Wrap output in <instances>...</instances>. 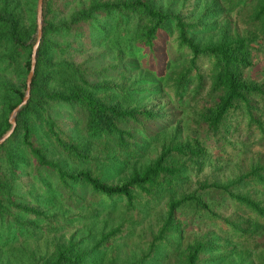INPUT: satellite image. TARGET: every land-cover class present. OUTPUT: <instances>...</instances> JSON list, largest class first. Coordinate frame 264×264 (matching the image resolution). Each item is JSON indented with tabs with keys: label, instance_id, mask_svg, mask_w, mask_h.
Segmentation results:
<instances>
[{
	"label": "rangeland",
	"instance_id": "obj_1",
	"mask_svg": "<svg viewBox=\"0 0 264 264\" xmlns=\"http://www.w3.org/2000/svg\"><path fill=\"white\" fill-rule=\"evenodd\" d=\"M52 1L51 11L46 15L50 27L45 35L44 52L45 49L47 51L44 57L42 55L43 61L55 65L68 62L80 65L87 69V79L92 85L111 88L107 91L111 103L150 110L154 118L147 127V133L154 138L145 141L140 133L134 134L130 149L132 155L122 165L113 166L105 159L106 154L98 152L100 147L98 150L92 148L86 159L68 156L51 143L38 123L35 127L37 138L46 151V157L69 171L88 169L105 183L113 185L140 171L157 158L168 143L198 140L203 154L193 159L170 154L168 161L182 167L180 175L170 186L161 185L151 195L137 192L133 205L127 207L124 199L95 194L81 184L71 185L65 197H54L57 174L38 167L15 140L10 147L18 151L20 158L13 176L14 201L39 210L43 215L36 217L12 210L14 217L1 231L10 239L11 246L7 248L8 257H2L0 251V264H41L57 244L68 241L91 252V264H183L188 248L198 241L207 245L199 255V264H264V217L257 216L228 195L210 187L213 183L227 185L231 192L247 194L264 204V186L245 178L250 166L264 164V98L257 95L250 98L252 116L256 121H249L245 108L240 106L228 113L217 134H211L200 119L203 108L214 100L207 96L206 60L200 66L201 78L194 75L180 96L171 89V76L158 82L153 78L152 70L148 74L145 65L144 69L137 59L128 55L131 51H123L135 30V19H128L119 27L104 16L88 23L69 25L71 14L91 0ZM220 3L221 0L204 7ZM19 8L25 18L23 1L19 2ZM183 10L186 22L195 25L197 39L217 36L223 30L232 33L251 30L248 9L241 12L225 9L228 12H223L220 6H215L214 17L203 23L198 20L202 8L195 7L193 0L187 1ZM207 23L211 27L205 30L202 24ZM164 34L161 32L156 38L155 50L159 57L152 66L163 69V72L165 50L167 46L175 47V34L171 37ZM253 48L254 66L248 74L258 83H263L264 39H258ZM182 54L181 59L190 56L186 49ZM26 57L27 53L22 52L17 62L10 66L0 63V83L5 80L7 86H19L24 82ZM122 70L130 77L128 85L133 82L126 93L121 88L125 84L119 73ZM2 91L1 86V125ZM98 92L104 95L100 90ZM49 110L67 140L83 137V117L74 105L55 102L50 104ZM123 153L129 154L128 151ZM0 165L4 166L5 162ZM191 194L204 202L209 211L193 201L183 204L175 211L171 229L158 240L169 202ZM16 220L24 230L15 228ZM9 225L11 229H8ZM110 232L114 233L93 249L100 237Z\"/></svg>",
	"mask_w": 264,
	"mask_h": 264
},
{
	"label": "trees",
	"instance_id": "obj_2",
	"mask_svg": "<svg viewBox=\"0 0 264 264\" xmlns=\"http://www.w3.org/2000/svg\"><path fill=\"white\" fill-rule=\"evenodd\" d=\"M22 1L26 12L25 18L19 8V2ZM187 1L189 0H91L85 7L71 14L68 22L69 25L88 23L98 16H104L103 18H109L115 27H119L127 23L128 19H135V30L130 35L129 42L127 41L124 45L123 51L126 50L127 53L131 51L128 55L137 59L142 68L145 65L146 69H144L148 74L152 70L153 78L158 82L166 76H171V89L175 94L183 95L194 75L198 79L201 78L200 66L206 60L207 96L214 100L203 108L200 119L208 132L217 134L228 113L240 106L245 108L249 121H256V118L252 116L250 98L254 95L261 99L264 98V82L255 81L248 71L254 66L253 46L258 39H264V0H221L220 5L212 7L204 6L208 3H218L220 0H193L195 7L202 8L198 18L202 23L214 17L213 7L215 6H220L223 12H228L225 9H235L239 12L248 9V24L251 30L245 31L249 32L232 33L223 30L217 36L204 40L195 37L197 33L195 25L192 22H186L182 16ZM52 4L51 0L49 13ZM35 5L36 0H0V63H5V67H8L11 63L17 62L20 53L26 52L27 57L24 62L26 74L30 65V45L26 44V41L35 28ZM46 22L44 43L40 48V59L32 81V96L26 107L19 113V124L14 134L0 148V161L5 162L4 166L0 165V251L2 257L3 255L8 257L7 248L11 246L10 239L1 234V231L14 217L12 210L36 217L43 215V212L39 210L14 201L13 176L15 165L20 158L18 151L15 152L10 147L15 140L19 141L17 143L21 149L26 150L38 167L57 174V191L54 197H65L71 185L81 184L95 194L107 198H122L127 207L133 205L137 192L151 195L161 185L170 186L173 180L180 175L182 167L168 161L170 154L176 153L189 159L203 154V148L198 140L177 144L168 143L162 147L157 158L146 164L140 171L131 173L113 185L105 183L99 175L88 169L69 171L63 169L58 162L48 159L45 149L37 138L38 133L35 127L38 123L43 127L44 135L51 143L64 150L68 156L86 159L92 148L98 150L100 147L98 152L102 155L106 154L105 159L110 165L117 166L122 165L132 155L130 149L134 134L140 133L145 141L154 138L147 133V127H150L154 117L150 110L111 103L110 94H107L111 88L105 85H92L87 79L86 68L74 65L72 62L55 65L43 61L42 55L44 57L47 51L45 49L44 52L45 35L50 27V21L46 20ZM202 26L205 30L211 27L209 23L202 24ZM161 32H164L167 37L175 34V47L167 46L165 50V72L163 69L158 70L152 67L159 57L155 50V41ZM184 49L190 56L181 59ZM123 51L121 54L124 56ZM119 73L125 81V84L121 86L122 92L126 93L133 82L130 86L128 85L130 77L125 70ZM6 84L5 80L0 83L3 89L0 134L7 129V116L21 101L25 88L24 82H21L19 86L12 84L7 86ZM99 90L104 93L103 96L100 95ZM55 102L69 103L78 109L83 117V137L76 140L65 138L64 131L50 115L49 106ZM127 151L129 154L123 155V152ZM119 153L122 156L119 157ZM245 178L255 180L256 183L264 186V164L250 166ZM210 187L228 195L238 205L248 208L257 216L264 217V204L254 201L247 194L233 193L227 185L217 183L211 184ZM191 201L209 211L207 205L192 194L172 200L167 207L166 219L158 232V240L162 239L173 226L176 209ZM16 222L18 223V220ZM16 227L24 230L23 226L19 227V223ZM8 229H11L10 225ZM113 233L102 235L94 244L93 249L104 243ZM206 248V243L202 241L192 244L188 248L183 264H199V255ZM90 253L80 244L68 241L66 244H57L51 255L41 264H91L93 262H91L92 254ZM6 257L4 260L8 263Z\"/></svg>",
	"mask_w": 264,
	"mask_h": 264
},
{
	"label": "water",
	"instance_id": "obj_3",
	"mask_svg": "<svg viewBox=\"0 0 264 264\" xmlns=\"http://www.w3.org/2000/svg\"><path fill=\"white\" fill-rule=\"evenodd\" d=\"M50 2L51 0H36L34 12L35 28L30 38L26 41V44L30 45V65L24 81L25 88L23 90L21 101L10 111L7 116L8 127L0 134V148H2L8 139L14 134L19 124V113L26 107L32 96V81L34 78L37 62L40 59V48L44 43L45 28L47 26L46 15L48 13Z\"/></svg>",
	"mask_w": 264,
	"mask_h": 264
}]
</instances>
